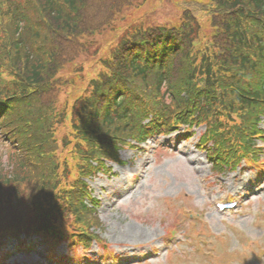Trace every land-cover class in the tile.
Instances as JSON below:
<instances>
[{
	"label": "trees",
	"instance_id": "16d2710c",
	"mask_svg": "<svg viewBox=\"0 0 264 264\" xmlns=\"http://www.w3.org/2000/svg\"><path fill=\"white\" fill-rule=\"evenodd\" d=\"M29 3L30 0H11L3 2L2 6L19 8ZM198 3L205 15H210L209 26L215 31L210 47L204 52L176 51L168 46H172L175 37L155 30L136 33L134 38L119 42L107 59L98 54L86 58L85 64L102 67L97 77L88 80L90 94L84 107L94 111L74 112L66 125L61 121L63 115L57 123L52 121L53 115L48 111L45 122L22 141L23 147L34 149L35 160L27 156L21 159L13 153L6 163L0 161L2 206L15 201L25 203L21 197L33 195L37 210L33 213L40 218L52 208L54 198L61 195L70 200L65 205L72 206L70 212L76 214L79 221L86 222L90 212L81 202L85 186L79 177L73 184L75 166L80 167L91 156L98 161L100 157L118 160L117 142L133 135L131 118L137 109L147 104L152 112L157 110L162 121H168L175 109L186 121L204 122L213 127L216 140L228 143L221 144L220 148L234 145L238 148L234 152L238 154H255L253 150L257 148L248 136L260 135V130L255 132L256 124L260 110L264 111V0H201ZM114 7L115 0H108L105 9L95 8L93 0H34L27 14H9V22L4 28L0 27L3 39H0V59L4 60L6 55L15 71L8 61L7 73L0 79V103L12 97L17 99V95L10 92H18L19 87L37 85L40 93L48 91L46 80L64 63L77 59L82 53L78 35L109 24L110 9ZM4 10L3 15H8ZM19 21L28 22L20 32ZM43 28L46 32L39 33ZM34 44H38V50L31 52ZM135 54L150 58L151 63L159 59L148 64ZM24 91L28 96L26 88ZM120 93H124V99ZM166 93L169 103L162 101ZM111 101L116 108L107 107ZM159 101L167 104L162 106ZM50 103L52 101L48 100L47 104ZM34 108L39 113L38 106ZM147 109L143 107L142 113ZM24 111V108L14 110L8 121H14L17 112L23 114ZM141 119L136 120V125L146 130ZM172 122L178 121L174 118ZM163 124L167 126L168 122ZM224 129L229 135H224ZM61 131L66 137L70 135L72 142H59ZM64 143L73 150L74 157L68 158L65 165ZM60 161L63 163L59 165ZM53 180L57 181L50 193L48 187ZM78 187L81 188L78 190ZM67 188H71L70 191L65 190ZM28 216L24 214L22 219ZM23 220L19 228L11 225L6 229L30 233L29 220ZM41 223L46 237L53 235L55 241L63 237L64 231H56L52 223L45 219Z\"/></svg>",
	"mask_w": 264,
	"mask_h": 264
},
{
	"label": "rangeland",
	"instance_id": "374dc122",
	"mask_svg": "<svg viewBox=\"0 0 264 264\" xmlns=\"http://www.w3.org/2000/svg\"><path fill=\"white\" fill-rule=\"evenodd\" d=\"M199 130L185 135H178V130L169 136L159 137L158 140H164L173 152L161 151L156 161L151 148L143 151L124 147L120 150V155L128 162L109 163L111 169L108 173L98 174L89 182L93 195L100 199L98 211L102 225L96 231L111 244L114 253L119 254L121 263L131 264L140 257H146L149 264H165L164 255L155 260L149 258V247L161 248L167 225H171L178 216L180 219L183 217V222L190 228L194 229L193 225L197 226L199 222H203L200 229L204 227V234L201 236L191 230L192 238L187 237L179 244L178 249L187 252L191 247L195 248L199 241L207 254L206 257H202L199 252L180 259L172 257L171 264H241L238 257H234L232 263L230 260L221 262V258L232 257L230 254L222 255L224 244L221 241L228 245L229 252L241 250L246 253L254 247L256 254L261 255V261H256L254 253L248 254L249 258L245 263L264 264V217L260 214V211L263 212L261 207L264 206V192L260 197L249 201L248 208L232 214L218 215L211 204L213 199L225 198L228 193L237 195L244 191L247 181L253 186L258 168L241 165L234 171L213 173V162L206 157L205 149L196 147ZM159 141L149 142L153 146ZM138 174H143L140 181L129 192L125 191L133 183V176ZM257 183L264 185V175ZM180 207L184 208L185 213L199 212L201 220L197 224L192 223L181 213ZM15 215L16 212L11 209L5 210L0 216V224ZM13 241L5 245L6 252L12 251ZM259 245L260 248L257 247ZM140 250L142 256H139ZM96 251L97 245L93 244L87 254L95 257ZM56 252L65 254L64 244L58 246ZM13 253L8 264H25L26 255L23 254L29 255L27 264H33L31 257L34 261L42 262L45 245L37 243L15 249ZM214 254H221L215 263ZM99 259L98 256L95 264L100 263ZM57 261L64 263L59 259ZM70 263L67 260V264Z\"/></svg>",
	"mask_w": 264,
	"mask_h": 264
}]
</instances>
